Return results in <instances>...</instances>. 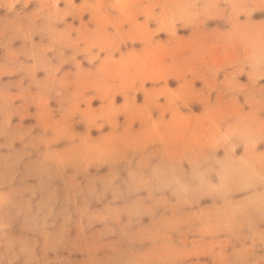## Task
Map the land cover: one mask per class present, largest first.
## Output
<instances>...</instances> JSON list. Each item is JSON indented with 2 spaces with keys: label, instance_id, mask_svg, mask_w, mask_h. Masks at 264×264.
Segmentation results:
<instances>
[{
  "label": "clouds",
  "instance_id": "9594fccd",
  "mask_svg": "<svg viewBox=\"0 0 264 264\" xmlns=\"http://www.w3.org/2000/svg\"><path fill=\"white\" fill-rule=\"evenodd\" d=\"M0 264H264V0H0Z\"/></svg>",
  "mask_w": 264,
  "mask_h": 264
},
{
  "label": "rangeland",
  "instance_id": "374dc122",
  "mask_svg": "<svg viewBox=\"0 0 264 264\" xmlns=\"http://www.w3.org/2000/svg\"><path fill=\"white\" fill-rule=\"evenodd\" d=\"M119 99V98H118Z\"/></svg>",
  "mask_w": 264,
  "mask_h": 264
}]
</instances>
